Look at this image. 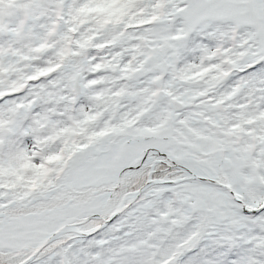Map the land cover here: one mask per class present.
Listing matches in <instances>:
<instances>
[{"label": "snow or ice", "instance_id": "6c2138e0", "mask_svg": "<svg viewBox=\"0 0 264 264\" xmlns=\"http://www.w3.org/2000/svg\"><path fill=\"white\" fill-rule=\"evenodd\" d=\"M0 264H264V0H0Z\"/></svg>", "mask_w": 264, "mask_h": 264}]
</instances>
